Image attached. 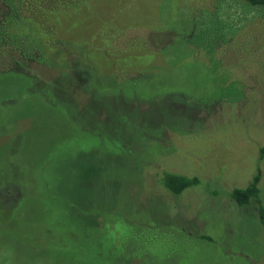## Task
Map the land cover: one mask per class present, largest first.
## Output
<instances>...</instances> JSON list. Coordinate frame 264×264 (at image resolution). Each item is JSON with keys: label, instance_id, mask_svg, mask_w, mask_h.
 Masks as SVG:
<instances>
[{"label": "rangeland", "instance_id": "374dc122", "mask_svg": "<svg viewBox=\"0 0 264 264\" xmlns=\"http://www.w3.org/2000/svg\"><path fill=\"white\" fill-rule=\"evenodd\" d=\"M44 1L7 29L39 58L0 76V264H264L232 197L258 178L264 207V11Z\"/></svg>", "mask_w": 264, "mask_h": 264}, {"label": "trees", "instance_id": "16d2710c", "mask_svg": "<svg viewBox=\"0 0 264 264\" xmlns=\"http://www.w3.org/2000/svg\"><path fill=\"white\" fill-rule=\"evenodd\" d=\"M53 1H54V5L52 9L47 10L45 12V15H48L47 13L54 14L57 12L58 9L62 7L78 4L82 0H53ZM241 1L246 6L252 9L264 11V0H241ZM4 3L6 4L7 8L3 7L2 9H0V76L12 72V70L15 68L14 66L21 67L24 63H27L29 59L37 60L39 58L38 57L39 51L38 50L31 51L28 47V45L30 44H27L26 39L23 40V43H20L17 40H14L13 38L11 39L7 35L8 24L12 21H17V20H32L39 24H42L39 13H35L34 18L30 17L29 15H27V17L24 16L23 0H4ZM43 3L44 6L45 4L46 6H48L47 2L44 1ZM43 26H44V21H43ZM12 63L14 64L13 66L14 68H10V64ZM4 65H7L8 68L5 67ZM163 181L164 183L167 182L166 184L169 187L168 190L170 192H173L175 194H181L186 189L196 186L198 183V178L196 177L189 178L185 175L172 173V174H166ZM257 182H258V178H256L254 183H252L246 189H235L232 193V197L239 206H245L251 203L252 201H255L257 204L259 203L258 216L264 227V207L261 205L260 189L257 186Z\"/></svg>", "mask_w": 264, "mask_h": 264}]
</instances>
